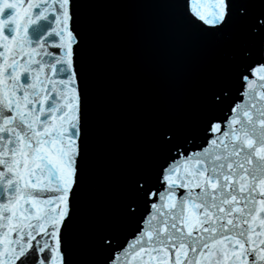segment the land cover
I'll use <instances>...</instances> for the list:
<instances>
[{
  "label": "snow or ice",
  "instance_id": "6c2138e0",
  "mask_svg": "<svg viewBox=\"0 0 264 264\" xmlns=\"http://www.w3.org/2000/svg\"><path fill=\"white\" fill-rule=\"evenodd\" d=\"M110 2L0 0V264H264V0H146L196 56L98 201L90 35Z\"/></svg>",
  "mask_w": 264,
  "mask_h": 264
},
{
  "label": "water",
  "instance_id": "95a60500",
  "mask_svg": "<svg viewBox=\"0 0 264 264\" xmlns=\"http://www.w3.org/2000/svg\"><path fill=\"white\" fill-rule=\"evenodd\" d=\"M92 19L95 146L88 180L104 201L112 194V161L132 148L143 117L181 86L196 53L175 31L170 10L146 0H111ZM89 209L85 202L82 211Z\"/></svg>",
  "mask_w": 264,
  "mask_h": 264
}]
</instances>
